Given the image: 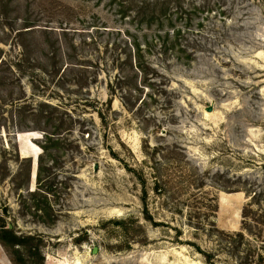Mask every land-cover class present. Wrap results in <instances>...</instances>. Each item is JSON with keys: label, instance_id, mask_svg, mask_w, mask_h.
<instances>
[{"label": "rangeland", "instance_id": "1", "mask_svg": "<svg viewBox=\"0 0 264 264\" xmlns=\"http://www.w3.org/2000/svg\"><path fill=\"white\" fill-rule=\"evenodd\" d=\"M155 1L0 0V214L45 264H206L193 244L235 264L190 215L207 192L239 232L249 199L223 188L264 190V0H182L150 27L137 5ZM130 59L155 82L131 111Z\"/></svg>", "mask_w": 264, "mask_h": 264}, {"label": "trees", "instance_id": "2", "mask_svg": "<svg viewBox=\"0 0 264 264\" xmlns=\"http://www.w3.org/2000/svg\"><path fill=\"white\" fill-rule=\"evenodd\" d=\"M182 5V0H156L152 3L138 4L137 16L141 17L142 22H146L150 27L156 22H160V24L164 26L165 21H168L173 25V9L175 6L177 8H182ZM169 34L170 33L167 32V35ZM138 50H140V48H138ZM129 65L131 67L132 75L119 79L117 82L120 89H123V87L129 89H126L129 102L125 101L123 104L129 111H131L136 107L140 100L138 96H133L131 92H135L136 95V93H140L141 90H143L141 89V86H146L148 84L152 87L155 85V82L152 81L153 78H148L149 74L144 72V66L140 62H137L136 65H134L131 63L130 59ZM133 97L135 100L131 104ZM45 107L48 106L42 105L41 108H43V110L40 111L41 113L45 111ZM32 116L37 115L33 114ZM50 121L51 120H48V123ZM63 127L64 124L58 125L51 133H47V131L43 130L46 132V141L42 144V149L44 150L45 155L49 154L52 148L61 147V139L54 136L59 135L61 130L64 129ZM151 160H153L154 168L157 172L161 168L168 167L171 163L169 157L162 153L159 148L154 149ZM23 164L26 165L27 169L30 168L27 172L28 176L26 179L29 185L32 162L30 159H27L23 161ZM44 166L45 160L44 157H42L39 161V182L41 181L42 173L46 170L44 169ZM198 171L199 173L201 172L200 169H198ZM207 175L210 176V174ZM217 176L218 175H215V177ZM202 179H204V177ZM157 181L160 182V180ZM142 183L143 186H146L145 180H143ZM166 184L168 185V183ZM197 186L201 189L204 184L201 182V184ZM223 189L235 192H245L247 194L249 203L243 210L242 229L233 234L218 229L216 220L218 205L216 199L209 197L207 192H205L204 196L201 198L202 201H195V204L198 206L196 209L201 211V215H203L202 218H200L199 214H195L194 216L191 213L189 226L198 236L205 234L208 238H216L220 246L226 251V255L230 260L234 261L235 264H264V190L253 189V191H246L244 188ZM164 190V185L158 183L155 184L154 191L157 195H162ZM147 196L148 193L144 190V198L142 201L145 207H147ZM194 210L195 209H192L191 211ZM147 219L151 221L150 216H148ZM248 237H250L251 240H248ZM35 241L36 238L34 236H19L14 230L9 229L7 220L2 214H0V243L4 248L9 250L14 264H45V258L41 253V248L38 244H35ZM193 245L197 247L198 251L204 256L206 264H215L214 260L218 256H215L214 253L203 252L199 246L196 244Z\"/></svg>", "mask_w": 264, "mask_h": 264}, {"label": "water", "instance_id": "3", "mask_svg": "<svg viewBox=\"0 0 264 264\" xmlns=\"http://www.w3.org/2000/svg\"><path fill=\"white\" fill-rule=\"evenodd\" d=\"M211 111H212V109L209 108V109H208V112H211ZM11 228H12V226L9 227V229H11ZM95 253H97V249H96V248L94 249V254H95Z\"/></svg>", "mask_w": 264, "mask_h": 264}]
</instances>
